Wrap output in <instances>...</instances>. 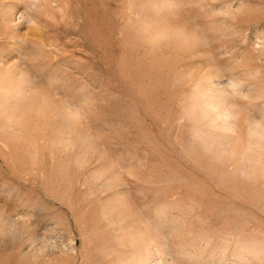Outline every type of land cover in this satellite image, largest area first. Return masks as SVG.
Here are the masks:
<instances>
[{
  "label": "rangeland",
  "instance_id": "1",
  "mask_svg": "<svg viewBox=\"0 0 264 264\" xmlns=\"http://www.w3.org/2000/svg\"><path fill=\"white\" fill-rule=\"evenodd\" d=\"M0 264H264V0H0Z\"/></svg>",
  "mask_w": 264,
  "mask_h": 264
},
{
  "label": "bare ground",
  "instance_id": "2",
  "mask_svg": "<svg viewBox=\"0 0 264 264\" xmlns=\"http://www.w3.org/2000/svg\"><path fill=\"white\" fill-rule=\"evenodd\" d=\"M15 5V4H14ZM14 5H12V6H14ZM13 8H15V7H13ZM24 9V8H23ZM25 12V11H24ZM20 14H21V12H20ZM12 15V14H11ZM22 16H23V13H22Z\"/></svg>",
  "mask_w": 264,
  "mask_h": 264
},
{
  "label": "snow or ice",
  "instance_id": "3",
  "mask_svg": "<svg viewBox=\"0 0 264 264\" xmlns=\"http://www.w3.org/2000/svg\"><path fill=\"white\" fill-rule=\"evenodd\" d=\"M232 87H233V89H235L236 86L235 85H232Z\"/></svg>",
  "mask_w": 264,
  "mask_h": 264
}]
</instances>
